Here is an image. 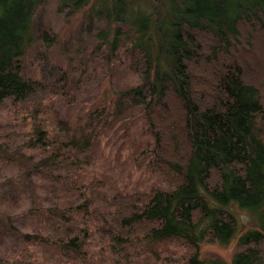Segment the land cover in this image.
<instances>
[{
    "label": "trees",
    "instance_id": "16d2710c",
    "mask_svg": "<svg viewBox=\"0 0 264 264\" xmlns=\"http://www.w3.org/2000/svg\"><path fill=\"white\" fill-rule=\"evenodd\" d=\"M43 1L0 0V109L7 104L12 126L40 158L36 166L65 167L77 177L63 184L71 195L63 205L34 210L32 232L11 225L22 244L0 264H40L36 253L47 247L63 263L99 264L105 245L119 258L138 257L141 244L153 252L166 240L182 251L159 256L163 264H225L201 259V245L230 243L240 228L238 208L254 214L256 226L240 235L232 264H264V0H58L59 11L75 13L91 2L89 19L105 23L92 59L120 60L136 80L85 114L82 127L95 132V121L126 104L140 111L149 137L151 182L110 192L102 246L92 243L99 220L92 183L78 177L89 140L78 146L71 123L54 108L56 99L72 103L76 87L47 57L38 76L23 73ZM49 219L53 235L44 230Z\"/></svg>",
    "mask_w": 264,
    "mask_h": 264
},
{
    "label": "rangeland",
    "instance_id": "374dc122",
    "mask_svg": "<svg viewBox=\"0 0 264 264\" xmlns=\"http://www.w3.org/2000/svg\"><path fill=\"white\" fill-rule=\"evenodd\" d=\"M59 5L58 0H44L37 6L33 17L35 39L26 52L23 73L26 77L38 76L39 64L47 57L64 67L76 87L72 103L56 99L54 108L68 119L67 123H71L70 131L76 133L78 146L83 145L85 136L89 140L79 152L82 175L78 174V177L81 176L84 183H92L88 193L99 219L92 243L102 246L109 228L107 218L112 213L110 192L145 189L151 182L149 158L145 153L149 137L140 111L126 104L116 113L108 111L102 119L95 121L98 124L95 132L90 124L82 127L85 114L96 106L110 103L115 93L129 88L136 80L133 72L120 60L104 64L92 59L96 34L105 23L89 19V5L77 13L71 9L59 11ZM13 124L5 104L0 109V256L21 247L12 226L32 232L31 214L35 211L41 214L40 208L63 205L71 196L63 189V184L68 178L77 177L76 173H67L65 167L36 166L40 158L30 153ZM30 210L33 211L30 213ZM236 212L240 221L237 235L228 244L206 239L201 245V259L215 258L232 264L233 256L240 249V235L256 226L254 214L240 208ZM40 216L46 221L49 215ZM49 220L44 230L53 235L56 222ZM105 247V259H100L99 264H133L134 258H137L136 264H163L159 256H176L182 251L168 240L156 243L153 252L149 251V246L141 244L138 250L142 253L138 257L134 252L119 258L110 252L109 246ZM98 249L91 248L90 251ZM36 258L40 264H79L75 261L63 263L57 251L50 247L40 249Z\"/></svg>",
    "mask_w": 264,
    "mask_h": 264
}]
</instances>
